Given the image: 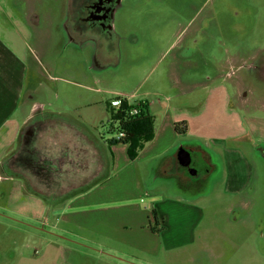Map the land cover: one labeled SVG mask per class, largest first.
Listing matches in <instances>:
<instances>
[{"label": "rangeland", "instance_id": "rangeland-1", "mask_svg": "<svg viewBox=\"0 0 264 264\" xmlns=\"http://www.w3.org/2000/svg\"><path fill=\"white\" fill-rule=\"evenodd\" d=\"M29 1L35 107L17 144L14 124L0 136V264H264V136L228 143L252 168L233 187L223 153L194 136L225 117V89L240 109L248 102L245 127L264 123V0H117L107 38L75 34L83 0ZM133 95L188 107L193 171L135 164L145 194L128 205L158 209L147 229L76 224L67 217L119 206L72 205L111 170L108 106Z\"/></svg>", "mask_w": 264, "mask_h": 264}, {"label": "crops", "instance_id": "crops-1", "mask_svg": "<svg viewBox=\"0 0 264 264\" xmlns=\"http://www.w3.org/2000/svg\"><path fill=\"white\" fill-rule=\"evenodd\" d=\"M29 0H0V136L9 132V124H14V143L18 142V138L22 130V126L26 125L33 115L35 104H31L25 100L26 90L29 79V60L33 54L32 41L34 38L33 24L31 22L32 13L28 9L31 4L26 3ZM23 3V5H22ZM75 34L79 37L77 30ZM81 36V35H80ZM223 87V86H222ZM221 87L222 90H224ZM226 90V108L225 117L220 120H210L211 126L209 131L200 130L194 133V136L200 139H206L214 147L213 152L221 151L223 157L228 164L229 172L226 183L234 185V181L249 180V172L252 169L248 161L249 154L239 148H232L229 142L242 143L248 141V136L260 134L264 136V123L259 118L252 117V123L249 128L245 127V121L240 116V110L246 107L236 106L235 96L228 94ZM135 95L125 98L132 105H138L144 102L148 106L149 113L155 119V132L153 138L144 142L143 148L138 153L135 160L129 157L128 145H105L112 155L109 161V169L111 170L100 180L94 184L92 188L77 195L73 200L74 207H95L105 205H119L108 207L103 210H88L86 212L76 213L67 217V219L81 226L91 228L99 223H107L112 225L113 230L122 232L127 227L147 229L150 218L159 217L156 210L152 212L148 209L143 210L138 205H128L129 202L142 199L145 194L140 187L138 180L140 179L136 173L135 164L142 160L155 161L158 159L155 167L156 173L160 171L161 175L169 177L170 170L174 169L176 164L181 168L190 172L193 170V157L190 149L186 148L181 141L182 136L190 134L192 130L189 123L188 132L186 134H178L175 125L179 122L186 121L185 112L188 107L176 104L175 106H163L162 103L148 100L132 101ZM20 117V118H19ZM187 122V121H186ZM220 128L214 126V123ZM188 123V122H187ZM262 126V127H259ZM262 130L263 134L259 132ZM69 132L75 134V129H68ZM79 134V131L76 130ZM71 133V134H72ZM81 136V135H80ZM83 137L81 136L80 139ZM88 139V137H85ZM84 140V138H83ZM89 147V141H82V144ZM7 148H14L8 146ZM6 149V148H5ZM3 149L5 152L7 150ZM8 149V150H9ZM10 149V150H11ZM9 150V151H10ZM202 151V150H200ZM3 154V153H2ZM7 155V153L5 154ZM203 158L202 152H200ZM167 159L169 162L167 163ZM167 163V164H166ZM169 165V172H164L159 165ZM173 164V165H172ZM234 166L237 167V173L233 171ZM186 174V171H184ZM197 175L193 172V176ZM184 176H179V182L185 186ZM149 194L146 193V196ZM154 215V216H153ZM165 219V216L162 215ZM151 228V227H150ZM149 230V229H148Z\"/></svg>", "mask_w": 264, "mask_h": 264}, {"label": "trees", "instance_id": "trees-1", "mask_svg": "<svg viewBox=\"0 0 264 264\" xmlns=\"http://www.w3.org/2000/svg\"><path fill=\"white\" fill-rule=\"evenodd\" d=\"M117 100L121 102L120 107H114L110 104L108 110L112 121L111 130L117 132L118 136L109 139L108 144L110 146L128 145L129 157L133 161L143 148L144 142L153 138L155 119L149 113L146 103L140 102L138 105H132L125 98H118ZM133 109H137L139 114L131 115ZM175 128L178 134H186L189 129L186 121L177 123Z\"/></svg>", "mask_w": 264, "mask_h": 264}, {"label": "flooded vegetation", "instance_id": "flooded-vegetation-1", "mask_svg": "<svg viewBox=\"0 0 264 264\" xmlns=\"http://www.w3.org/2000/svg\"><path fill=\"white\" fill-rule=\"evenodd\" d=\"M116 1L83 0L82 4L76 10L77 15H75V17L81 16V23L79 20H76L77 26H75V29L77 33L83 37H110L112 34V17Z\"/></svg>", "mask_w": 264, "mask_h": 264}, {"label": "built area", "instance_id": "built-area-1", "mask_svg": "<svg viewBox=\"0 0 264 264\" xmlns=\"http://www.w3.org/2000/svg\"><path fill=\"white\" fill-rule=\"evenodd\" d=\"M112 105H113L114 107H120L121 102H120L119 100H116V101H114V102L112 103ZM130 114H131V115H138V114H139V111H138L137 109H133V110L131 111ZM121 136H123V135H121Z\"/></svg>", "mask_w": 264, "mask_h": 264}]
</instances>
